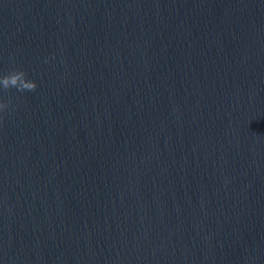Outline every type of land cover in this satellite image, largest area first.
Segmentation results:
<instances>
[{"label":"clouds","instance_id":"obj_1","mask_svg":"<svg viewBox=\"0 0 264 264\" xmlns=\"http://www.w3.org/2000/svg\"><path fill=\"white\" fill-rule=\"evenodd\" d=\"M28 74L21 69L13 68L7 74H0V92H7L10 89H16L18 92L35 91L37 84L35 81L27 78ZM15 110L11 99L4 101L0 99V120L3 119L5 112L11 114Z\"/></svg>","mask_w":264,"mask_h":264}]
</instances>
